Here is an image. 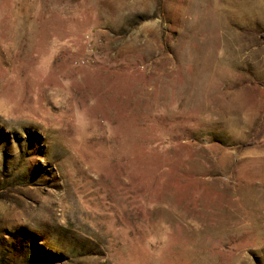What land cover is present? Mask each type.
<instances>
[{
  "label": "rangeland",
  "instance_id": "374dc122",
  "mask_svg": "<svg viewBox=\"0 0 264 264\" xmlns=\"http://www.w3.org/2000/svg\"><path fill=\"white\" fill-rule=\"evenodd\" d=\"M0 264H264V0H0Z\"/></svg>",
  "mask_w": 264,
  "mask_h": 264
}]
</instances>
